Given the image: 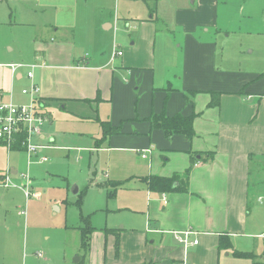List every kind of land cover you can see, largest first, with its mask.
I'll return each instance as SVG.
<instances>
[{"label":"crops","instance_id":"1","mask_svg":"<svg viewBox=\"0 0 264 264\" xmlns=\"http://www.w3.org/2000/svg\"><path fill=\"white\" fill-rule=\"evenodd\" d=\"M128 1L146 10L135 14L127 7L121 20L115 19L126 28L134 22L137 44L129 42L131 36L127 40L120 36L122 27L115 19L95 15L87 24L86 17L77 21L83 25L77 31L76 22L71 28L73 36L64 37L59 28L44 29L35 39L33 62L8 64L23 65L11 71L18 90L13 99L19 105L29 104L31 99L19 93V86H38L49 126L59 116H65V121H94L100 127L107 122L119 127L120 133L103 140L101 127L100 138H91L89 149L140 155L142 167L135 168L136 172L114 181L105 176L100 182L120 184L117 189L134 182L136 195L128 206L117 210L131 214L123 227L98 233L91 226L89 241L81 246L83 261L264 264V243L254 244L264 240V72L219 66L214 41L220 0H174L182 7L171 12L176 26L182 28L178 30L164 23L162 14L170 13V6L160 13L156 0L118 2ZM160 22L161 36L180 53L177 67L164 68L159 74L153 64L154 46L158 38L163 39L155 34ZM115 50L121 55H114ZM32 65L30 80L27 73ZM8 99L0 95V101ZM162 113L167 117L195 114L192 140L180 134L167 138L162 130L151 128L146 120ZM44 127L39 143L48 146L51 142H46ZM97 140L102 141L99 146H95ZM10 172L16 174L11 168ZM149 177L174 179L173 190L150 191ZM163 196L167 205H163ZM186 232L191 233L187 240L197 241L196 245L175 240V234ZM234 252L251 253L253 259L237 258Z\"/></svg>","mask_w":264,"mask_h":264},{"label":"rangeland","instance_id":"2","mask_svg":"<svg viewBox=\"0 0 264 264\" xmlns=\"http://www.w3.org/2000/svg\"><path fill=\"white\" fill-rule=\"evenodd\" d=\"M118 1L0 0V95L9 98L0 103L19 105L13 99L18 90L17 84L11 80V66L8 64L33 62L30 59L34 53V42L44 29L59 28L65 33L64 37H68L73 36L71 28L76 22H83L85 17L84 24H87L95 20V15L109 19L118 16L121 20L120 16L127 7L135 14L146 10V7L139 8V4L134 2L120 4ZM219 2L218 32L214 41L219 66L240 72H264V0ZM156 5L160 13H163V7L170 6V13L164 11L162 14L164 23L170 28L176 27V30L181 28L176 26L171 15L175 7L182 9L179 2L156 0ZM153 21L156 22L155 16ZM79 23L77 31L83 25L79 26ZM115 23L118 24L116 19ZM118 25L122 27L120 36L126 40L131 36L129 42L137 44L138 31L134 22H129L130 28L123 23ZM161 25L162 22L158 23L155 34L163 38ZM82 45L86 46L85 42ZM143 49L142 45L141 53ZM179 53L178 48L168 46L166 39L158 38L154 46L153 69L156 65L160 74L164 68H176ZM24 87L26 89L19 86V93L30 88ZM59 118H52L51 126L48 123L44 125L46 142L51 143L38 156L45 157L47 162H41L24 151H8L5 145L0 144V175L6 171L0 178V264H74L76 258H81L80 264H86L80 236L91 231L88 225L102 233L105 228L123 227V221L131 215L117 210L128 206L131 197L136 195L133 192L134 182L129 181L128 185L117 189L113 199L108 198L112 188L100 182L105 176L114 181L136 172L135 168L142 167L140 155L112 149L90 150L93 146L91 138L101 136L100 125L88 120L71 121V118L65 121V116ZM101 142L97 140L95 146ZM10 168L17 175L9 173L10 181L5 185ZM28 181L30 185H27ZM262 243L264 240L254 242L258 247ZM37 254H41L42 258H38Z\"/></svg>","mask_w":264,"mask_h":264},{"label":"built area","instance_id":"3","mask_svg":"<svg viewBox=\"0 0 264 264\" xmlns=\"http://www.w3.org/2000/svg\"><path fill=\"white\" fill-rule=\"evenodd\" d=\"M114 55L120 56V51H114ZM11 71L14 73L23 65H10ZM31 69L27 73L28 79H32V69L34 66H29ZM22 95L29 97L31 100L26 105H7L0 103V144L7 147L10 151L14 143L20 151L26 152L28 155L37 157L39 153L47 146L41 145L40 138L42 137V129L47 123V115L42 109V102L40 100V89L35 84H32L28 90H23ZM146 153L141 157L146 158ZM41 162H47L45 157H38ZM11 172L7 171L5 185L10 181ZM30 185V181L27 182ZM35 194L32 195L34 197ZM27 196V194H26ZM260 200V199H259ZM163 205H167V199L163 196ZM23 215L24 212H21ZM191 233L175 234V240L183 245H196L197 241L189 242L187 237ZM38 258H42L41 254H37Z\"/></svg>","mask_w":264,"mask_h":264},{"label":"trees","instance_id":"4","mask_svg":"<svg viewBox=\"0 0 264 264\" xmlns=\"http://www.w3.org/2000/svg\"><path fill=\"white\" fill-rule=\"evenodd\" d=\"M191 93L190 95H192ZM189 96H187V99L189 101ZM191 102V101H190ZM196 118L195 114H192L189 117H182L181 115H176L173 117H167L165 113H162L158 116L152 115L150 116L146 121L150 124V127L153 129H160L164 132L167 138H171L173 135H184L186 139L192 140L194 137V130H193V121ZM102 130H103V140L107 137H111L112 135H116L120 133L119 127H112L109 123H102L101 124ZM99 148V147H97ZM20 150L17 148L16 143L12 146L11 150ZM174 179H165L160 177H149L146 182L148 185V189L150 191H156L159 193H168L171 190H173L174 187ZM107 185V182L105 183ZM120 186V184L117 183H108V187H111L112 190L108 194L109 199L115 198L116 190ZM82 195L79 196V198ZM89 230H92V228L88 225L87 227ZM88 230V231H89ZM91 234L90 232H87L85 235L82 236V242L81 246L84 247L87 245L89 239L87 238ZM116 235V234H115ZM116 242H115V251L118 252L119 248V239L118 235H116ZM234 256L237 258H246V259H253V255L251 253H238L234 252Z\"/></svg>","mask_w":264,"mask_h":264},{"label":"water","instance_id":"5","mask_svg":"<svg viewBox=\"0 0 264 264\" xmlns=\"http://www.w3.org/2000/svg\"><path fill=\"white\" fill-rule=\"evenodd\" d=\"M13 173V172H12ZM262 260H263V262H264V256L262 257ZM78 261H79V258H76L75 260H74V263H78Z\"/></svg>","mask_w":264,"mask_h":264}]
</instances>
